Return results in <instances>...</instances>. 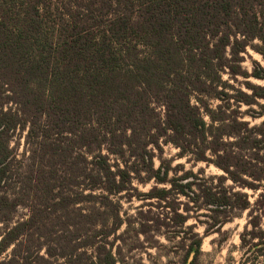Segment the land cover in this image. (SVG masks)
<instances>
[{
    "label": "trees",
    "instance_id": "trees-1",
    "mask_svg": "<svg viewBox=\"0 0 264 264\" xmlns=\"http://www.w3.org/2000/svg\"><path fill=\"white\" fill-rule=\"evenodd\" d=\"M247 49L264 60V0H0V264H117L108 239L128 231L121 202L141 173L174 228L191 210L180 198L215 213L214 227L236 211L264 226V87L245 81L264 68H242ZM168 144L224 176L196 192L162 161L128 166ZM252 238L241 246L260 261L247 264H264V237Z\"/></svg>",
    "mask_w": 264,
    "mask_h": 264
},
{
    "label": "rangeland",
    "instance_id": "rangeland-1",
    "mask_svg": "<svg viewBox=\"0 0 264 264\" xmlns=\"http://www.w3.org/2000/svg\"><path fill=\"white\" fill-rule=\"evenodd\" d=\"M243 57L242 68L247 73H250L253 69L252 61L264 68V60L252 50L247 49V54L243 55ZM223 79H226V77H223ZM237 81L238 84L235 85L239 87L244 80L238 78ZM245 81L264 87V80L249 78ZM242 90L249 93L244 86ZM259 103L264 104V101L259 100ZM212 105H215V103H212ZM9 106L7 105L4 110L9 108ZM245 109L246 107H241V111ZM244 121L249 122L250 126H253L259 124L262 119L251 121L248 117H245ZM23 136L24 134L19 139V134L17 133L15 139L11 142V146L18 143L16 150V155L18 156L26 149ZM178 152L179 150L172 145H161L160 153L157 150H153L154 158L151 164L145 163L142 165L141 162L132 159L128 166L139 169H143V166H152L153 170H156L160 165V161H162V170L171 169L168 173V179H172L173 182L176 180V184L193 183L194 186H191V189L196 192L198 191V184L208 185L213 182L216 184L218 181L214 178L224 176V173L213 165L188 162L187 158L184 157L178 158ZM184 173L188 175L187 179L181 180L180 177ZM147 175L146 173L140 174L142 181H144L143 184L136 180L132 182V189L128 192L129 198L121 202V218L128 222V231L123 234L125 230L123 225L116 234L108 239V241L113 243V253L118 259L117 264H247V262L256 263L260 261L258 257L252 258L248 257V254L245 255L246 248L241 246L240 236L242 234H244L246 241L254 244L258 243L259 239H253L252 234L264 237V226L253 230L248 225V211H236L232 220L220 227H214L215 213L208 209L195 211L192 203H188L187 199L180 198L176 204L177 208L178 204H180L179 211L181 212V209L191 210L188 212L189 219L184 227L174 228L172 226L177 220L171 218L173 217L172 213L159 207L160 205L156 200L144 199L149 190L156 186L153 180H147ZM157 187L169 188L167 185H157ZM224 187L233 188L235 192L246 193L251 203L254 202L258 193H253L247 189L241 190L233 185L230 180L225 181ZM173 195L172 192L171 196ZM190 197H192V194ZM174 200L175 198H171L169 201L171 205H173L172 202H176ZM262 213L261 223L264 225V209ZM22 214L24 212L20 211V216ZM259 214V211H255L252 217ZM167 218L172 220L169 221ZM15 219H19V210ZM197 239H201V246L195 259L193 252L186 254V251L189 245Z\"/></svg>",
    "mask_w": 264,
    "mask_h": 264
}]
</instances>
